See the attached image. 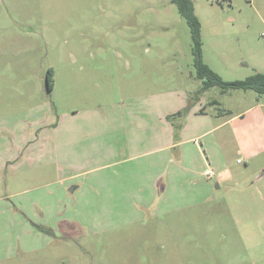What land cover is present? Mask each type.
I'll list each match as a JSON object with an SVG mask.
<instances>
[{
    "label": "rangeland",
    "instance_id": "374dc122",
    "mask_svg": "<svg viewBox=\"0 0 264 264\" xmlns=\"http://www.w3.org/2000/svg\"><path fill=\"white\" fill-rule=\"evenodd\" d=\"M192 1L204 62L228 82L264 74V0ZM50 68L53 90L47 86ZM202 86L191 29L171 0H0V197L14 204L1 177L10 180L7 167L19 141L36 127L40 132L59 121H100L107 138L111 126L135 120V109L157 108L171 122L182 117L180 128L175 125L181 132L193 123L185 120L196 104L189 96ZM207 97L218 102L208 107L215 125L231 119L214 132L229 135V169L210 181L208 200L174 210L171 202L188 205L187 196L168 189L161 206L115 207L110 175L121 168L110 166L115 159L108 154L94 152L70 163L72 173L82 172L84 190L98 191L94 200L85 192L79 202L86 203L74 208V183L59 196L63 216L80 228L73 227L70 239L51 242L44 223L61 210L50 199V207L33 211L39 214L36 242H0V264H264V121L255 117L264 115V95L214 87ZM181 102L186 107L175 112ZM123 135L118 126L112 137L124 141ZM109 143L103 145L107 152ZM40 194L49 195L37 191L25 199ZM14 251L17 256L7 258Z\"/></svg>",
    "mask_w": 264,
    "mask_h": 264
},
{
    "label": "crops",
    "instance_id": "0c3cea01",
    "mask_svg": "<svg viewBox=\"0 0 264 264\" xmlns=\"http://www.w3.org/2000/svg\"><path fill=\"white\" fill-rule=\"evenodd\" d=\"M208 91L189 96L196 101V104L185 116V120H192L193 123L184 124L181 132L175 128V125L180 128L182 117H171L173 120L171 122L167 120L166 113L157 108L154 111L139 112L135 109V120L127 127L115 122L116 124L111 126L113 133L119 126L124 132L123 137L126 136L124 141L112 137L113 133L106 138L104 131L108 127L100 121L76 126L59 121L49 130L40 127V132H38L39 127H36L29 138L19 141L21 147L17 154L14 153L13 164L10 163L7 167L12 171L10 180H6L5 184L1 177V183L5 186L2 191L6 194L11 193L14 204L7 203L9 199L6 200V197H0L1 204L4 203L3 207L0 206V242L4 243L10 238L14 240L17 237L21 247L22 242H36L34 227L39 214L34 215L33 211L39 210L40 206L42 211L50 207V199L53 200V206L57 207L56 210L58 207L61 210V214L55 217L56 220L52 222L47 220L44 223L47 233L50 232V240L62 242L63 239H70L74 232L73 227L79 226L63 216L59 196L64 194L65 188H69L70 184L74 183L75 187L71 191L72 195L76 194L74 200L76 203L72 202L75 203L74 208L76 205L80 207L86 203L79 202L80 195L84 197L85 192L94 200L98 191L93 188L90 192L85 191V183L82 184L78 180L79 177H83L82 172L72 173L73 170L70 168L71 162L86 159L87 155L90 159L94 152L101 157L109 155L110 161L115 159L110 166L121 168L120 173L115 172L110 175V178L114 177L112 182L115 189L110 197L115 198V207H118V204L120 207L124 206L125 202L133 206L138 205L143 210L150 209L149 207L158 205L159 202L161 206L166 204V200L163 199L168 189H170L169 193L173 191L178 196L180 194L187 196L182 199L186 200L183 203L188 202V205L184 206L180 203L177 206L175 200L178 199L171 202L170 207L174 210L193 207L208 200L211 195L210 181L217 179L219 174L226 173L229 169L227 152L230 147L229 135L223 131L216 137L214 132L222 129L223 125L231 120L216 125L211 121L214 117L210 115L208 107L218 102L215 99L205 98ZM185 107L182 102L178 103L174 111L179 112ZM250 110H253V107L243 110L235 117L247 114ZM255 117L260 123L264 121V115H255ZM107 141L111 142L109 152L107 147H103ZM177 148L181 149L180 154H176ZM132 162H134L133 166ZM126 163L131 165L123 166ZM1 170L5 171L4 168ZM209 172L214 175L209 176ZM24 184L29 186L25 187ZM37 191L40 193L44 191L49 194V198L45 194H40L41 199L37 200L35 196L25 199ZM129 196L134 200L128 198ZM68 200H71L70 197ZM38 206L39 208H36ZM42 211L39 212L41 215ZM14 252L15 254L7 258L15 256L17 251ZM3 253L5 254L6 251Z\"/></svg>",
    "mask_w": 264,
    "mask_h": 264
},
{
    "label": "trees",
    "instance_id": "16d2710c",
    "mask_svg": "<svg viewBox=\"0 0 264 264\" xmlns=\"http://www.w3.org/2000/svg\"><path fill=\"white\" fill-rule=\"evenodd\" d=\"M179 10L181 16L187 21L193 41L194 65L196 67L197 78L203 82L202 91H207L214 87H219L222 93L229 90L255 91L260 95H264V74L255 73L245 80H237L233 82L224 81L203 58V42H202V25L195 13V6L192 0H171ZM55 71L53 68L48 70L47 84L48 89L53 90L55 85Z\"/></svg>",
    "mask_w": 264,
    "mask_h": 264
},
{
    "label": "built area",
    "instance_id": "2783aa9c",
    "mask_svg": "<svg viewBox=\"0 0 264 264\" xmlns=\"http://www.w3.org/2000/svg\"><path fill=\"white\" fill-rule=\"evenodd\" d=\"M238 162L240 163L241 161L239 160ZM208 175L213 176L214 174L212 172H209Z\"/></svg>",
    "mask_w": 264,
    "mask_h": 264
},
{
    "label": "water",
    "instance_id": "95a60500",
    "mask_svg": "<svg viewBox=\"0 0 264 264\" xmlns=\"http://www.w3.org/2000/svg\"><path fill=\"white\" fill-rule=\"evenodd\" d=\"M47 86H48V84H47Z\"/></svg>",
    "mask_w": 264,
    "mask_h": 264
}]
</instances>
